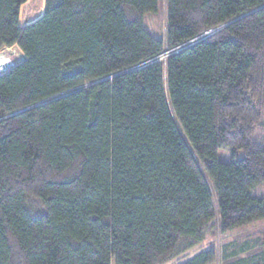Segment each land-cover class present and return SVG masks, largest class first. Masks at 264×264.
Here are the masks:
<instances>
[{
  "label": "trees",
  "instance_id": "trees-1",
  "mask_svg": "<svg viewBox=\"0 0 264 264\" xmlns=\"http://www.w3.org/2000/svg\"><path fill=\"white\" fill-rule=\"evenodd\" d=\"M25 2L0 0V264H165L264 220V0H164V40L160 0Z\"/></svg>",
  "mask_w": 264,
  "mask_h": 264
},
{
  "label": "rangeland",
  "instance_id": "rangeland-1",
  "mask_svg": "<svg viewBox=\"0 0 264 264\" xmlns=\"http://www.w3.org/2000/svg\"><path fill=\"white\" fill-rule=\"evenodd\" d=\"M160 1L161 6L157 12L155 14L146 15L145 27L156 38L164 40L166 36L165 9L164 0ZM44 9L45 0H26L19 10V24L25 26L32 23L43 14ZM200 37L201 36L197 37V41L200 40ZM15 51L20 55L19 51ZM167 53L168 52L166 51L163 55L159 56L158 58L162 57L159 60L164 61L167 55L170 54V52L169 54ZM262 142L264 144V133L262 135ZM237 156L242 157V154L238 153ZM218 160L222 163H229L231 160V151L227 148L220 149L218 151ZM253 195L264 196V185L258 187L256 191L253 192ZM263 232L264 220L231 232L219 233L215 230L212 234L206 237L203 243L165 264H183L186 260L192 258L203 250H213L216 253V260L212 264H224V254H229L231 250H234V245H239L245 242L249 243L248 247L243 252L239 253L234 260L247 258L250 260V263H253L252 258L260 252H264V240H260Z\"/></svg>",
  "mask_w": 264,
  "mask_h": 264
},
{
  "label": "water",
  "instance_id": "water-1",
  "mask_svg": "<svg viewBox=\"0 0 264 264\" xmlns=\"http://www.w3.org/2000/svg\"><path fill=\"white\" fill-rule=\"evenodd\" d=\"M21 60H22L21 55L17 54L15 49H3L2 51H0V73L7 71L10 68L14 67ZM12 115H15V114H12Z\"/></svg>",
  "mask_w": 264,
  "mask_h": 264
},
{
  "label": "built area",
  "instance_id": "built-area-1",
  "mask_svg": "<svg viewBox=\"0 0 264 264\" xmlns=\"http://www.w3.org/2000/svg\"><path fill=\"white\" fill-rule=\"evenodd\" d=\"M202 37V36H201ZM200 37V40L202 39ZM194 43L195 42H197V38H195L194 40H192ZM187 46H189V45H187V43L186 44H183L182 46H180L178 49H174L172 52H174V53H177L179 50H182V49H184V48H186ZM170 53H171V51H170ZM167 54H169V52L167 53Z\"/></svg>",
  "mask_w": 264,
  "mask_h": 264
},
{
  "label": "bare ground",
  "instance_id": "bare-ground-1",
  "mask_svg": "<svg viewBox=\"0 0 264 264\" xmlns=\"http://www.w3.org/2000/svg\"><path fill=\"white\" fill-rule=\"evenodd\" d=\"M187 45H189V43H187ZM162 58V57H161ZM157 60V59H156Z\"/></svg>",
  "mask_w": 264,
  "mask_h": 264
}]
</instances>
